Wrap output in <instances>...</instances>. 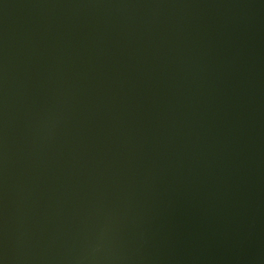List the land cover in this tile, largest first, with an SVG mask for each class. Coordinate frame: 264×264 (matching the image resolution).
<instances>
[{
  "label": "water",
  "instance_id": "95a60500",
  "mask_svg": "<svg viewBox=\"0 0 264 264\" xmlns=\"http://www.w3.org/2000/svg\"><path fill=\"white\" fill-rule=\"evenodd\" d=\"M0 264H264V0H0Z\"/></svg>",
  "mask_w": 264,
  "mask_h": 264
}]
</instances>
